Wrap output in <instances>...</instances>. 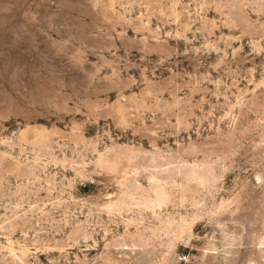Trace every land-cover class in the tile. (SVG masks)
I'll list each match as a JSON object with an SVG mask.
<instances>
[{"label": "rangeland", "instance_id": "374dc122", "mask_svg": "<svg viewBox=\"0 0 264 264\" xmlns=\"http://www.w3.org/2000/svg\"><path fill=\"white\" fill-rule=\"evenodd\" d=\"M0 264H264V0H0Z\"/></svg>", "mask_w": 264, "mask_h": 264}]
</instances>
